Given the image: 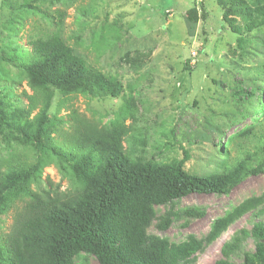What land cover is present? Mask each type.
Instances as JSON below:
<instances>
[{
  "label": "rangeland",
  "instance_id": "rangeland-1",
  "mask_svg": "<svg viewBox=\"0 0 264 264\" xmlns=\"http://www.w3.org/2000/svg\"><path fill=\"white\" fill-rule=\"evenodd\" d=\"M26 1L0 0V88L9 90L15 107L23 108L33 91L19 65L32 53L31 41L54 30L40 13L25 7ZM245 1L252 8L264 6V0ZM195 5L203 18L191 31L185 16ZM36 6L42 12H66L61 31L65 43L125 86L118 99L57 95L51 114L57 120L52 138L59 146L77 114L99 126H123L131 159L160 165L183 159L186 151L190 157L185 169L200 176L219 175L239 163L245 167L229 194L193 193L155 207L148 236L175 244L189 236L204 238L216 220L244 201L264 196V116L257 111L259 97L264 101V25L237 43V36L224 28L216 0H74ZM230 19L237 26L246 24L237 15ZM15 160L34 163L36 156L31 148L0 135V168ZM42 173L53 187H71L68 175L54 162L45 163ZM186 208L202 209L204 216L173 218L166 231L157 227L167 212L180 215ZM13 217L10 212L1 218V230L9 231ZM253 222H264V213L239 219L196 256L195 264H215L222 257V244L242 228L249 231ZM254 249L255 239L249 236L232 261L242 262L244 253ZM74 264L98 262L81 254Z\"/></svg>",
  "mask_w": 264,
  "mask_h": 264
},
{
  "label": "trees",
  "instance_id": "trees-1",
  "mask_svg": "<svg viewBox=\"0 0 264 264\" xmlns=\"http://www.w3.org/2000/svg\"><path fill=\"white\" fill-rule=\"evenodd\" d=\"M65 1L74 0L26 1L27 9L40 13L54 28L31 41L32 53L19 65L33 91L29 106L15 107L9 90L0 88V135L31 148L36 156L34 163L15 160L0 168V264H74L81 254L93 256L98 264H195L196 256L239 219L263 214L264 196L248 199L216 220L204 238L189 236L175 244L148 236L147 230L156 219L155 207L193 193L229 194L239 184L245 167L239 163L219 175L200 176L185 169L190 157L186 151L183 159L160 165L131 159L124 148L123 126L118 122L99 126L77 114L64 145L59 146L52 138L57 120L51 114L57 95L118 99L125 89L122 81L91 66L65 43L61 31L66 12H42L36 6L37 2ZM216 3L224 28L237 36V43L243 42L245 33L264 25V6L252 8L245 0ZM234 15L246 20L244 27L234 24L230 19ZM202 18L197 5L185 16L191 31ZM262 69L264 72V65ZM37 108V114L31 116ZM257 108L264 116L261 97ZM261 138L264 140V128ZM47 162L56 163L68 175L69 189L62 191L49 179L43 181ZM10 212H14L13 223L4 232L1 218ZM180 216L202 218L204 211L186 208L180 215L167 212L157 227L166 231L172 219ZM249 236L255 239L254 251L244 253L242 262H233L232 257ZM220 252L222 257L215 264H264V222H253L249 231L242 228L233 233Z\"/></svg>",
  "mask_w": 264,
  "mask_h": 264
}]
</instances>
